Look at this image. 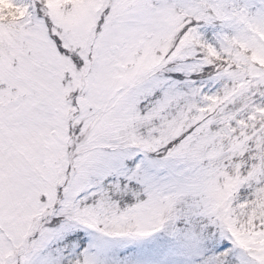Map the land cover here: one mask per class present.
I'll use <instances>...</instances> for the list:
<instances>
[{"label": "snow or ice", "instance_id": "obj_1", "mask_svg": "<svg viewBox=\"0 0 264 264\" xmlns=\"http://www.w3.org/2000/svg\"><path fill=\"white\" fill-rule=\"evenodd\" d=\"M0 264H264V0H0Z\"/></svg>", "mask_w": 264, "mask_h": 264}]
</instances>
